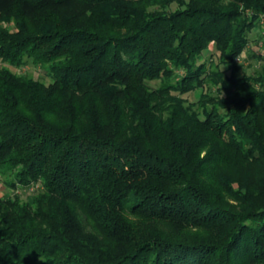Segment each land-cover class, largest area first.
Wrapping results in <instances>:
<instances>
[{
  "label": "trees",
  "instance_id": "16d2710c",
  "mask_svg": "<svg viewBox=\"0 0 264 264\" xmlns=\"http://www.w3.org/2000/svg\"><path fill=\"white\" fill-rule=\"evenodd\" d=\"M262 16L0 0V60L50 78L0 66V176L34 192L0 197V264H264V57L236 61Z\"/></svg>",
  "mask_w": 264,
  "mask_h": 264
},
{
  "label": "rangeland",
  "instance_id": "374dc122",
  "mask_svg": "<svg viewBox=\"0 0 264 264\" xmlns=\"http://www.w3.org/2000/svg\"><path fill=\"white\" fill-rule=\"evenodd\" d=\"M264 24H262L261 22H259V26H258V29H257V36L254 38L253 40V44H257V42L261 41L264 39V33L262 32H259L262 30V27ZM260 37L258 36L259 34ZM255 39H258L257 42H255ZM209 57V54L208 53H204L202 55V58L205 59V58H208ZM26 64L20 68H15V67H12V66H8L6 63H3L1 60H0V66H6L9 68L10 71L12 72H15V73H20V74H23V75H27V76H32L33 78L35 79H38L42 82H44V84H48L50 82V78L49 76H47L46 72L39 66H34L30 60H26ZM248 59L247 58H243L240 60V63H242L243 65V68L245 71H250L252 69H256L258 67L259 64H257V62H255L256 64L252 63L249 64L247 63ZM158 86V83L157 82H152L150 83V87H157ZM199 93V91L195 92L194 94H190L189 96V99H193V97L197 96ZM10 177H3V176H0V197H6V196H18L20 200L22 201H27L32 195H33V191L32 190H29V189H26V188H17V189H12L10 188L8 185H6L5 183V180H9Z\"/></svg>",
  "mask_w": 264,
  "mask_h": 264
},
{
  "label": "crops",
  "instance_id": "0c3cea01",
  "mask_svg": "<svg viewBox=\"0 0 264 264\" xmlns=\"http://www.w3.org/2000/svg\"><path fill=\"white\" fill-rule=\"evenodd\" d=\"M257 29L254 30L253 33L250 35L251 41H250L249 45L247 46V48L244 50V52L241 54V57H240V60L242 59V57L247 58L248 59L247 63L249 64V66H250L252 61H253L252 63H254V64H256L255 62H257V64H259L258 58L255 56L253 57L252 55L257 54V55H261L262 57H264V39L261 40L260 42L258 41V39H255V42L258 41L257 44L252 43L254 38L257 36V33H256ZM259 32L264 33V27H262V30ZM260 35L261 34H259L258 36L260 37Z\"/></svg>",
  "mask_w": 264,
  "mask_h": 264
},
{
  "label": "built area",
  "instance_id": "2783aa9c",
  "mask_svg": "<svg viewBox=\"0 0 264 264\" xmlns=\"http://www.w3.org/2000/svg\"><path fill=\"white\" fill-rule=\"evenodd\" d=\"M260 22H261L262 24H264V16H262V17L260 18ZM240 57H241V56H239V57L236 58V61H237V62L240 61Z\"/></svg>",
  "mask_w": 264,
  "mask_h": 264
}]
</instances>
